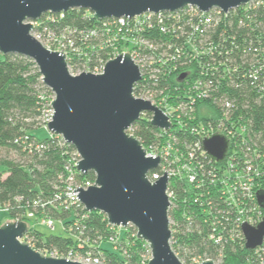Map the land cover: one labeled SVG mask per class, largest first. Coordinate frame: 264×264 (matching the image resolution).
Listing matches in <instances>:
<instances>
[{
  "label": "built area",
  "instance_id": "obj_1",
  "mask_svg": "<svg viewBox=\"0 0 264 264\" xmlns=\"http://www.w3.org/2000/svg\"><path fill=\"white\" fill-rule=\"evenodd\" d=\"M261 6H264V0H252L229 12H223L218 8L203 12L195 6H187L176 12H146L135 17L104 19L99 25L88 30L58 26L55 22L57 19L52 16L56 14L49 16L45 14L40 19L31 21L34 25L32 32L34 37L48 49L63 52L67 58L71 54L86 53L85 47L109 49L108 59H99L93 71L88 65L77 71L69 68L73 75L83 71L101 73L106 62L121 52H129L132 55L142 74L137 97L150 100L152 104L161 108L172 123L170 129L158 128L161 130L159 135L161 141L151 145L147 150L149 156L159 155L161 158L159 168L151 171L148 177L154 182L164 175V171H168L169 212L178 209L175 189L171 183L175 179H183L191 197V213L182 214L187 226L191 227L197 224V220H202L203 224L209 227L210 240L218 247L234 244L242 239L246 245L243 224L256 227L264 218V209L257 198V192L262 190L264 180V140L261 143L251 140L250 119L234 113L236 109L233 100L218 96L222 85L221 75L229 77L240 67L246 65L247 69L249 65L245 76L252 79V84L260 97L264 98V49L261 47L254 50L250 47L243 49L241 51L243 57L253 53L256 58L239 62L238 55L234 54V37L227 39L224 33H221L214 38L212 32L224 22V18L238 10L243 17L247 16L248 20H255L254 13ZM51 23L56 24V27L53 28ZM245 23V19L239 20V26H244ZM161 36L164 39H160ZM221 38L223 40H220ZM192 63L199 64L195 73L189 67ZM177 71L179 74L180 72L185 74V78L182 81L178 80V85L172 86L168 78ZM52 100L50 106L44 108L38 118L40 126L46 130L47 123L53 118ZM199 102L216 104L220 116L189 126L186 121L195 120L196 105ZM146 116H149L151 121L153 113L144 112L141 118ZM178 131L189 132L195 138L190 141L182 140L175 134ZM214 134L225 136L229 142L228 152L223 161L213 159L204 149V140ZM60 137L67 143L62 136ZM44 147V144H39L36 149L41 150ZM80 159L81 156L76 149L69 152L64 165L65 176L62 179V186L57 187L56 192L48 199H36L27 204L25 211L19 213L13 221L28 223L34 220L36 224L46 225L51 229L59 222L62 229L66 230L63 221L55 219L46 211L48 208L62 211L84 206L77 198L79 191H72L79 186L87 189L89 185H93L95 175L93 179L80 177L82 174L76 165ZM0 209L8 212L11 207L8 204H0ZM169 219L173 247L174 233L179 221L170 215ZM75 226L77 227V223ZM198 226L200 229L201 226L197 225V228ZM73 230L74 226L68 229L71 234ZM28 232L22 240L32 245V238ZM120 238L121 235L117 233L111 235L109 241L118 248L121 246ZM79 247L83 248V243L79 242ZM147 247L148 250L141 256L139 264H149L151 250L148 244ZM254 250L255 253L249 262L264 264V240ZM175 253L183 264H202L204 260L210 259L201 255L188 257L186 255L187 258H181L179 253L176 251ZM44 254L85 264H108L102 257L94 256L90 252L79 253L74 248L66 253L54 250L46 251ZM215 263L221 264V260L218 259Z\"/></svg>",
  "mask_w": 264,
  "mask_h": 264
},
{
  "label": "water",
  "instance_id": "obj_2",
  "mask_svg": "<svg viewBox=\"0 0 264 264\" xmlns=\"http://www.w3.org/2000/svg\"><path fill=\"white\" fill-rule=\"evenodd\" d=\"M252 0H0V52L32 59L44 84L54 93L51 102V134L73 145L81 159L77 169L84 176L92 172L95 183L79 186L77 198L89 212L99 211L114 227L132 225L138 238L150 247L149 264H183L172 244L167 194L168 171L154 182L148 175L159 168V155L147 154L142 142L130 132L144 112L153 113L151 124L170 129V118L150 100L135 96L142 79L139 66L129 52L109 59L103 72H70L67 55L50 50L32 34L35 21L45 14H61L74 8L89 10L96 21L135 17L146 12H176L195 6L208 12H223ZM185 74L181 75L184 78ZM229 148L227 138L214 134L204 140L213 159L223 161ZM264 209V190L257 192ZM246 247L255 249L264 240V218L256 226L243 224ZM30 229L26 221H7L0 226V264H85L49 256L22 240ZM202 264H216L206 259Z\"/></svg>",
  "mask_w": 264,
  "mask_h": 264
},
{
  "label": "trees",
  "instance_id": "obj_3",
  "mask_svg": "<svg viewBox=\"0 0 264 264\" xmlns=\"http://www.w3.org/2000/svg\"><path fill=\"white\" fill-rule=\"evenodd\" d=\"M52 16L57 19L55 22L58 26H71L80 30H88L100 24L89 10L81 8ZM254 16L255 20H248L247 16L243 17L238 10L224 18V22L212 32L214 38L221 33H224L227 39L234 37V54L238 55L239 62L256 58L253 53L243 57L241 54L243 49L247 47L253 50L257 47L264 49V6L256 9ZM241 18L246 21L244 26H239ZM51 25L53 28L56 27V24ZM160 39L164 37L161 36ZM84 49L87 54L68 56L69 68L72 71H77L85 65L93 71L99 59L107 60L109 57L108 48L96 46L95 49L86 47ZM198 65L192 63L189 67L195 73ZM245 66L240 67L229 77L221 75L222 85L218 96L234 101L236 109L234 113L250 119V139L255 143H261L264 140V98L260 97L252 84V79L245 76L250 68L249 65L247 69ZM178 72L168 78L172 86L178 85V80L182 81L185 78H181L182 74ZM140 84L141 82L135 86L136 96ZM49 95L54 96L44 84L39 68L32 59L17 54L4 55L0 52V149L9 153L0 159V204H8L11 207L7 212V219L0 218V226L7 221L15 220L19 213L25 211L27 204L36 199H48L56 192L57 187L62 186L68 153L75 148L64 143L60 136L54 134L51 136L49 133L46 137H39L36 133L40 128L38 118L44 108L50 106ZM147 115L150 116V113ZM149 116L140 118L131 128L132 133L147 150L151 145L161 141L159 137L161 130L151 124ZM219 116L220 110L216 104L199 102L196 105L195 120L186 122L189 126L197 125L202 120L217 119ZM175 134L182 140L190 141L195 138L185 131H178ZM39 144H44L45 147L37 150L36 146ZM11 153L17 158L11 157ZM80 177L93 179L94 174L90 172ZM171 185L175 189L178 209H172L169 215L179 221L174 233L173 249L181 258L201 255L214 261L220 259L221 264H251L249 259L255 250L248 249L245 240L218 247L210 240L209 227L203 224L202 220H197V224L191 227L187 226L182 215L184 212L191 213V197L186 190V182L183 179H175ZM262 187L264 190V180ZM46 212L63 221L66 230L60 233H46L28 221L32 245L43 253L54 250L66 253L74 248L79 253L90 252L94 256L102 257L108 264H139L141 256L148 250L146 242L138 238L134 226L121 229L120 233L119 227L111 226L107 216L97 210L89 212L81 205L73 210L62 211L48 208ZM197 225L201 226L200 229ZM73 226L71 234L68 229ZM117 233L121 235L119 244L121 246L115 248L116 246L112 244L114 249L105 248L104 243L110 242L109 237ZM79 242L83 243V248L79 247Z\"/></svg>",
  "mask_w": 264,
  "mask_h": 264
},
{
  "label": "rangeland",
  "instance_id": "obj_4",
  "mask_svg": "<svg viewBox=\"0 0 264 264\" xmlns=\"http://www.w3.org/2000/svg\"><path fill=\"white\" fill-rule=\"evenodd\" d=\"M53 93V92H52ZM54 94V93H53ZM55 96H52V95H49V99H54ZM130 132L132 133V131L130 130ZM36 133L39 137H46L48 136V134L50 133L48 130H46L45 128H43L42 126H40V128H38L36 130ZM9 153H7L6 151L4 150H1L0 149V159L1 158H4L5 156H8ZM11 157L13 158H17L15 157V155H13L12 153L10 154ZM6 215H7V212H4L0 209V218L5 220L7 219L6 218ZM13 221V220H12ZM32 225L36 226L37 228H39L40 230L46 232V233H60L62 232V224H60L59 222L56 223L55 225V228L54 229H51V228H48L46 225H41V224H36V222L34 220H31L30 222ZM129 226H132V225H129ZM121 229H124V227H119V232L121 233L122 230ZM113 243L111 242H105L104 243V247L105 248H110V249H114V247L112 246ZM146 254V253H145Z\"/></svg>",
  "mask_w": 264,
  "mask_h": 264
}]
</instances>
